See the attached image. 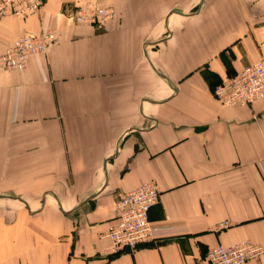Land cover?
Returning <instances> with one entry per match:
<instances>
[{"label": "crops", "instance_id": "crops-1", "mask_svg": "<svg viewBox=\"0 0 264 264\" xmlns=\"http://www.w3.org/2000/svg\"><path fill=\"white\" fill-rule=\"evenodd\" d=\"M89 2L114 16L73 23ZM50 30L59 44L0 69V264H210L264 244V98L214 93L264 59V0H45L0 19V54ZM151 181L154 241L109 254L118 201Z\"/></svg>", "mask_w": 264, "mask_h": 264}, {"label": "built area", "instance_id": "built-area-1", "mask_svg": "<svg viewBox=\"0 0 264 264\" xmlns=\"http://www.w3.org/2000/svg\"><path fill=\"white\" fill-rule=\"evenodd\" d=\"M45 0H0V19L8 16L26 18L38 13ZM114 16L111 8L98 2L76 7L70 15L75 24L100 26ZM55 30L41 36L20 37L12 47L0 54V69L22 70L31 56L57 45ZM217 99L225 105H249L264 98V59L257 60L224 79L214 89ZM161 190L155 181L127 192L117 203L115 222L109 224L104 236L110 241L109 254L133 251L155 239L156 228L150 222V209L159 204ZM264 254V244L243 241L233 246L211 248L205 259L210 264H245Z\"/></svg>", "mask_w": 264, "mask_h": 264}, {"label": "rangeland", "instance_id": "rangeland-1", "mask_svg": "<svg viewBox=\"0 0 264 264\" xmlns=\"http://www.w3.org/2000/svg\"><path fill=\"white\" fill-rule=\"evenodd\" d=\"M216 88V87H215Z\"/></svg>", "mask_w": 264, "mask_h": 264}]
</instances>
